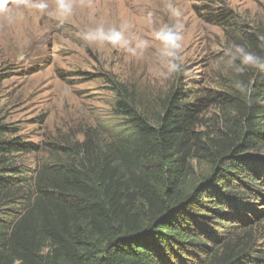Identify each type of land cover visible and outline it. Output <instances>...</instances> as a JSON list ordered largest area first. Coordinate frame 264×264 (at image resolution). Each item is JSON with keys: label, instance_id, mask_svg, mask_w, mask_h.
I'll return each instance as SVG.
<instances>
[{"label": "trees", "instance_id": "1", "mask_svg": "<svg viewBox=\"0 0 264 264\" xmlns=\"http://www.w3.org/2000/svg\"><path fill=\"white\" fill-rule=\"evenodd\" d=\"M240 33L264 56L263 32ZM236 80L251 103L234 84L217 93L232 123L216 138L196 132L197 104L177 86L150 117L117 81L128 135L74 145L53 165H17L37 144L1 139L0 126V264H264V71Z\"/></svg>", "mask_w": 264, "mask_h": 264}, {"label": "rangeland", "instance_id": "2", "mask_svg": "<svg viewBox=\"0 0 264 264\" xmlns=\"http://www.w3.org/2000/svg\"><path fill=\"white\" fill-rule=\"evenodd\" d=\"M45 11L25 7L12 24L0 20L1 139L18 138L37 144L38 152L15 156L29 171L34 165L66 160L74 145L110 142L130 128L115 110L111 82L124 84L139 109L159 113L161 99L177 86L197 104L196 132L216 138L232 118L213 97L226 92L238 73L224 51L243 45L241 30L264 34V0H173L182 16L181 68L165 78L154 29L175 23L163 0H73L72 14L55 18L56 0ZM233 16L238 25L223 27L218 15ZM131 25L130 32L150 41L143 55L133 57L111 45H89L80 33L100 24ZM23 54V58L20 56ZM200 99V103L198 102ZM264 156V148L257 154ZM193 161L196 173L207 170Z\"/></svg>", "mask_w": 264, "mask_h": 264}, {"label": "clouds", "instance_id": "3", "mask_svg": "<svg viewBox=\"0 0 264 264\" xmlns=\"http://www.w3.org/2000/svg\"><path fill=\"white\" fill-rule=\"evenodd\" d=\"M25 7L35 8L43 12L48 9L49 5L47 0H0V20L8 24L14 23L21 9ZM163 7L169 16L176 18V22L165 23L154 29L152 39L159 44V55L166 68V72L161 74L168 78V76L182 70L180 49L183 36L179 24L182 12L175 6L173 0H163ZM72 11L73 0H56L54 9L56 19H67ZM130 28L131 25L128 23L121 24L119 27H106L100 24L82 31L80 38L89 45L118 47L133 57L143 55L144 51L149 48L150 41L139 35H133ZM257 39L262 42L260 47L264 48V34H259ZM224 57L227 58V64L236 73H244L249 68L264 71V56L255 54L240 44L233 43L227 47L224 51ZM20 58H23V54ZM234 87L251 103L252 88L243 80H236Z\"/></svg>", "mask_w": 264, "mask_h": 264}]
</instances>
